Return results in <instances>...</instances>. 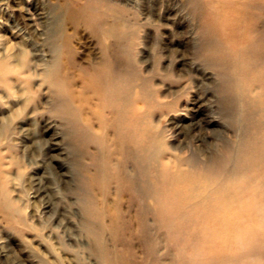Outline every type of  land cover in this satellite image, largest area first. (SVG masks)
<instances>
[{
    "label": "clouds",
    "instance_id": "9594fccd",
    "mask_svg": "<svg viewBox=\"0 0 264 264\" xmlns=\"http://www.w3.org/2000/svg\"><path fill=\"white\" fill-rule=\"evenodd\" d=\"M0 264H264V0H0Z\"/></svg>",
    "mask_w": 264,
    "mask_h": 264
},
{
    "label": "rangeland",
    "instance_id": "374dc122",
    "mask_svg": "<svg viewBox=\"0 0 264 264\" xmlns=\"http://www.w3.org/2000/svg\"><path fill=\"white\" fill-rule=\"evenodd\" d=\"M165 23H169L170 21L164 19ZM181 26H177V30H180ZM172 30L168 28H163L161 29V37H160V42L162 46L168 48V47H181L182 44L180 42V38H173L172 35ZM147 36H148V42H151L152 37L154 36V29H147ZM144 55H148L147 49L144 50ZM150 66V65H149ZM189 107H190V113L188 117H184L181 115V117L177 118L178 120H181L183 122H188L192 118H194V113L199 111L198 108H196L192 102H189ZM198 118V117H197ZM13 243H17L15 239H13Z\"/></svg>",
    "mask_w": 264,
    "mask_h": 264
}]
</instances>
